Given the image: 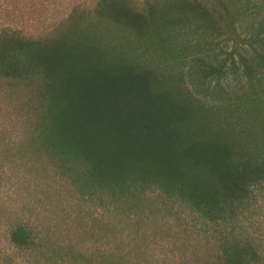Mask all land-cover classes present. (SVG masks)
Segmentation results:
<instances>
[{"label":"trees","instance_id":"1","mask_svg":"<svg viewBox=\"0 0 264 264\" xmlns=\"http://www.w3.org/2000/svg\"><path fill=\"white\" fill-rule=\"evenodd\" d=\"M36 2L0 0V106H11L5 123L15 114L24 123L16 133L28 136L18 140L16 125L0 130V183L46 158L55 175L102 203L132 205L150 190L185 206L193 223L186 228H197L200 240L186 264H264V237L244 225L249 208L264 198V128L253 126L264 107L206 106L184 90L181 71L190 47L181 39L200 37L213 14L233 29L253 6L98 0L90 8L74 5L50 30L31 34L18 20ZM87 14L95 24L84 30ZM110 31L131 38L107 39ZM243 39L264 55V33ZM198 53L187 56V76L224 72L208 52ZM8 239L24 250L34 245L24 225L9 230Z\"/></svg>","mask_w":264,"mask_h":264},{"label":"rangeland","instance_id":"2","mask_svg":"<svg viewBox=\"0 0 264 264\" xmlns=\"http://www.w3.org/2000/svg\"><path fill=\"white\" fill-rule=\"evenodd\" d=\"M52 1L38 0L35 8L28 10L33 13L26 12L18 20L19 26L28 33L39 34L65 18L74 5L86 3L90 8L98 0ZM243 1L253 7L243 13L241 23L233 29L213 14V25L200 31V37L189 33L181 39V45H190L181 68L184 90L206 106H254L252 103L257 102V106L264 107V55H255L243 41L246 35L264 33V0ZM93 24L95 20L87 14L81 27L85 30ZM110 32L107 39L131 38L122 31ZM118 42L114 40L113 46H118ZM139 44L135 43L134 48ZM199 51L208 52L213 64H224V72L206 80L187 76L189 57ZM171 62L166 64L169 73L174 71ZM10 109L11 106H0V130L8 126L13 131L16 125L15 135L24 123L15 114L12 121L5 123L4 114ZM33 121L31 118L28 124ZM253 123L258 130L264 128V119ZM16 137L23 141L28 138L23 132ZM188 212L185 206L161 199L150 190L132 205L102 203L69 179L55 175L49 161L39 157L30 172L18 169L11 180L8 176L0 183V264H186L195 250L193 246L200 242L198 229L186 228L187 223H192L186 217ZM246 216L249 221L244 225L248 232L264 237L263 197L259 196ZM16 225L30 230L34 238L31 250L17 248L9 241L8 232ZM198 248L199 255L204 256L205 248Z\"/></svg>","mask_w":264,"mask_h":264}]
</instances>
